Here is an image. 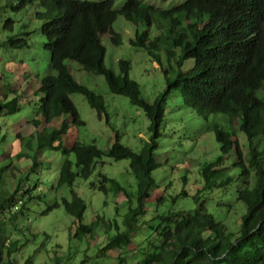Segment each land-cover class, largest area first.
I'll return each mask as SVG.
<instances>
[{
    "label": "trees",
    "instance_id": "16d2710c",
    "mask_svg": "<svg viewBox=\"0 0 264 264\" xmlns=\"http://www.w3.org/2000/svg\"><path fill=\"white\" fill-rule=\"evenodd\" d=\"M32 2L44 6L36 11L35 16L42 21L40 32L43 48L49 51L51 72L43 75L33 91L42 120L37 117L27 122L38 128L40 121L48 123L63 115L69 117L73 126L83 125L70 97L73 92L85 97L97 118L105 115L102 95L79 83L70 73L67 60L75 61L85 72L101 74L112 93L126 96L149 120V137L138 151L121 143L118 131H114L113 142L105 151L95 143L85 144L78 140H73L68 147L60 146L56 141L68 128L66 118L59 128L29 134L31 139L23 145L29 147L30 140L35 139L37 145L33 146V153L30 156L20 149L15 157H27L31 160L29 167L33 168L37 149L46 146L60 149L63 158L54 188L57 190L66 185L71 192L70 199L61 197L60 202L48 204L44 211L63 204L65 212L74 217L72 237L92 236L95 225L104 219L96 215L94 222L83 223L86 205L72 185L76 177L88 178L97 162L102 165L103 156L113 160L128 159L129 169L136 180L135 205L128 206L123 214L122 229L116 220L104 221L105 230L113 227L116 233L108 237L99 252L127 247L137 229L136 222L145 213L144 201L154 185L152 171L160 165L154 152L158 147L166 97L173 90L179 93L184 105L205 121L209 114L222 113L229 124L235 121L237 128L244 133L248 141L246 156L228 131L217 123L207 125L214 131L220 154L202 166L200 190L212 191L232 182V175L227 174L223 165L225 154L232 151V166L238 170L235 200L241 201L245 210L233 231L206 210L205 200L200 198L197 190L192 199L198 207L191 212L176 209L154 215L157 224L150 227L154 230L156 243L152 250L130 264H264V151L253 145L254 138L264 137V0H182L164 8L142 0H124L119 9L113 8L114 0H16L15 7L19 9ZM118 14L133 23L140 21L144 26L140 31L135 30L134 37L129 40L131 45L144 48L158 65L161 56L157 52L161 49L164 53L167 65L161 70L166 86L152 101L141 96L138 83L129 76V60H117V73L104 64L106 49L101 36L108 33L113 44L120 43L119 34L112 29ZM152 26L155 36L150 38ZM3 28L12 30V18L3 21ZM24 35H28V31ZM2 44L18 48L28 45L27 38L20 36V32L6 35L0 41ZM189 59L192 63L186 68ZM259 89L263 91L260 96L257 95ZM18 96L4 102L0 98V114L3 107L7 109L5 114L18 110ZM10 161L9 165L0 164V216L4 210L27 209L31 199L29 190L23 189L19 180H10L13 169L20 171L19 166ZM98 175V183L91 182V188L103 193H122L129 198L117 180L101 172ZM178 195H187L184 187ZM156 200L163 201L161 194ZM18 203L20 206L15 207ZM141 220L150 222V219ZM1 227L0 218V232ZM18 249L15 241L6 239L3 242L0 237V264H3L4 252L10 258ZM117 258L119 264H129L122 254ZM5 264L14 263L9 259ZM22 264L34 262L27 257ZM55 264L62 263L56 259ZM79 264H85V261L81 260Z\"/></svg>",
    "mask_w": 264,
    "mask_h": 264
},
{
    "label": "rangeland",
    "instance_id": "374dc122",
    "mask_svg": "<svg viewBox=\"0 0 264 264\" xmlns=\"http://www.w3.org/2000/svg\"><path fill=\"white\" fill-rule=\"evenodd\" d=\"M142 1L164 8L182 0ZM123 2L124 0H114L113 8L119 9ZM15 6L16 0H0V41L8 34L20 32V36L27 38L28 45L20 48L7 44L0 45V98L4 102L19 95L16 106L18 110L5 114L7 109L3 107L0 114V164L9 165L11 159L12 164L19 166L20 171L13 169L10 180L13 182L19 180L21 187L29 190L31 199L27 203V209L17 211L13 208L1 213L0 237L3 238V242L6 239L15 241L16 247L19 248L10 258L4 252L3 264L9 259L14 264H22L27 257H31L34 264H55L56 259L62 264H79L81 260H84L85 264H119L117 258L119 254H122L129 264L133 263L138 257L142 258L145 252L152 250L153 244L156 243L154 230L150 227L157 224L154 215L176 209L191 212L198 207L192 199V194L197 190L200 198L205 200L206 210L235 231L245 208L241 201L235 200L238 170L232 166L234 159L232 151L223 158L227 174L233 177L232 182L224 188L200 190L202 166L214 161L220 154L214 131L207 125L217 123L220 128L228 131L245 156L248 141L244 133L237 128L238 124L235 121L229 124L222 113L209 114L205 121L198 113L184 105L179 93L173 90L166 97L158 147L154 152L160 165L152 171L154 185L150 189L149 197L144 201L145 213L140 216L141 219H150V222L139 218V222H136L137 229L132 233L127 247L99 252L108 241V237L116 233L113 227L105 230L104 221L116 220L122 229L123 214L128 206L135 205L136 180L129 169L128 159L113 160L103 156L102 165L97 162L88 178L76 177L72 185L74 192L86 205L83 223L94 222L96 215L104 219L95 225L92 236H84L81 239L72 237L74 217L65 212L63 204L44 211L48 204L60 202L61 197L70 199L71 192L70 187L66 185L57 190L54 188V180L63 158L60 149L53 146L37 149L36 166L33 168L29 167L31 160L27 157L21 159L15 157L20 149L30 156L33 153V146L37 145L35 139L30 140L29 147L23 145L31 139L29 134L34 135L36 130L50 131L59 128L66 118L68 128L56 141L60 146L68 147L73 140H78L85 144L95 143L98 148L105 151L113 142L114 131H118L120 142L138 151L149 137L147 128L149 120L126 96L112 93L101 74L85 72L75 61L67 60L69 71L74 78L102 95L105 115L101 119L97 118L95 110L89 106L85 97L73 92L70 97L80 119L84 122L83 125L73 126L69 117L63 115L53 118L48 123L40 121L38 128L27 122L28 119L37 117L42 120L41 113L37 110V96L33 91L39 86L43 75L51 70L49 51L43 48V37L40 32L42 21L35 16L36 11L44 9V6L33 2L19 9ZM8 17L13 20L12 30L2 29V23ZM143 27L140 21L133 23L118 14L112 23V29L119 34L120 43L113 44L108 33L102 35L101 40L106 49L105 66L117 73V60L120 58L129 60V76L138 83L141 96L152 101L166 86L161 67H165L167 62L161 49L157 52L161 56V64L158 65L144 48L134 47L129 43L134 37L135 30L140 31ZM153 28V26L150 28V38L155 36ZM25 31H28V35H24ZM191 63L190 59L187 60L186 68H189ZM262 92V89H259L257 95L260 96ZM18 132L19 137L16 136ZM253 145L264 151V137L254 138ZM69 158L73 159V155L69 154ZM99 172L117 180L126 189L130 199L122 193L114 194L112 191L103 193L91 188V182L98 183ZM182 187L187 192L185 196L178 195ZM160 194L163 197L161 203L156 200ZM36 195L37 198H34ZM16 206H20L19 203Z\"/></svg>",
    "mask_w": 264,
    "mask_h": 264
},
{
    "label": "clouds",
    "instance_id": "9594fccd",
    "mask_svg": "<svg viewBox=\"0 0 264 264\" xmlns=\"http://www.w3.org/2000/svg\"><path fill=\"white\" fill-rule=\"evenodd\" d=\"M153 4V3H152ZM119 194V193H118Z\"/></svg>",
    "mask_w": 264,
    "mask_h": 264
}]
</instances>
